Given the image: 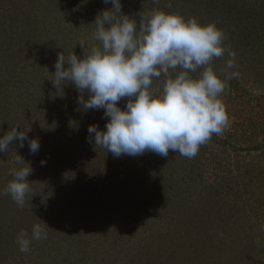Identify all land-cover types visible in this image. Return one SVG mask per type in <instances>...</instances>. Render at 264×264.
Masks as SVG:
<instances>
[{
	"label": "rangeland",
	"instance_id": "374dc122",
	"mask_svg": "<svg viewBox=\"0 0 264 264\" xmlns=\"http://www.w3.org/2000/svg\"><path fill=\"white\" fill-rule=\"evenodd\" d=\"M121 4L138 23L156 10L224 32V55L211 66L221 79L238 72L220 97L228 125L194 158L171 150L116 158L90 144L89 125L103 130L108 118L85 111L74 85L57 92L50 79L60 53L83 59L99 45L94 21L112 5L0 0V137L18 125L40 144L35 154L28 141L0 152V264H264V0ZM29 165L31 191L20 207L5 190L11 169ZM44 222L47 238L21 252L17 235Z\"/></svg>",
	"mask_w": 264,
	"mask_h": 264
},
{
	"label": "clouds",
	"instance_id": "9594fccd",
	"mask_svg": "<svg viewBox=\"0 0 264 264\" xmlns=\"http://www.w3.org/2000/svg\"><path fill=\"white\" fill-rule=\"evenodd\" d=\"M103 3L112 7L95 18L93 39L99 45L83 59L74 53L65 59L60 53L50 81L57 92L64 85H74L81 93L77 102L85 111L103 110L108 118L105 128L89 125L87 139L114 157L145 152L166 157L171 150L194 158L200 146L213 134H222L229 121L220 97L226 82L238 72H225L221 79L211 66L214 58L224 55V32L216 23L203 25L195 18L156 10L146 11L138 23L122 11L121 0ZM229 56L234 58L235 53L229 52ZM235 67L234 59H229L226 69ZM201 68L194 77L192 73ZM161 76L165 78L163 87L152 88L153 80ZM124 98L127 103L122 109L118 102ZM17 126L0 137V152L5 153L14 141H19L20 148L28 141L29 151L37 153L39 141L29 139L25 130L17 131ZM21 160L20 156L16 163ZM31 172L30 165L10 171L14 179L5 191L20 207L31 191L27 180ZM48 228L44 222L34 224L30 235L22 230L16 238L19 250L26 253L32 240L46 239ZM256 243L259 246L261 241Z\"/></svg>",
	"mask_w": 264,
	"mask_h": 264
}]
</instances>
